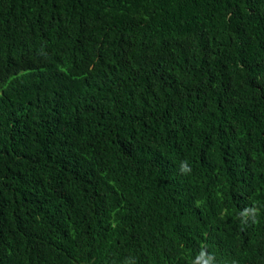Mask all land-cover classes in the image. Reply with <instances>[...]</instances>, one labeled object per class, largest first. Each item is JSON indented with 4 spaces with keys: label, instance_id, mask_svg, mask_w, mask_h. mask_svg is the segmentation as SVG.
<instances>
[{
    "label": "trees",
    "instance_id": "obj_1",
    "mask_svg": "<svg viewBox=\"0 0 264 264\" xmlns=\"http://www.w3.org/2000/svg\"><path fill=\"white\" fill-rule=\"evenodd\" d=\"M202 250L264 264V0H0V264Z\"/></svg>",
    "mask_w": 264,
    "mask_h": 264
},
{
    "label": "clouds",
    "instance_id": "obj_2",
    "mask_svg": "<svg viewBox=\"0 0 264 264\" xmlns=\"http://www.w3.org/2000/svg\"><path fill=\"white\" fill-rule=\"evenodd\" d=\"M191 167L187 163V161L182 162L181 164V173L182 174H188L191 172ZM252 220V223H257V216H258V210L255 208H249L245 209L243 213H241V218L243 223H247L248 219H245L244 217H249ZM209 259L215 261V257L208 254L206 251L202 250L200 255L197 257L196 261L194 264H208Z\"/></svg>",
    "mask_w": 264,
    "mask_h": 264
}]
</instances>
